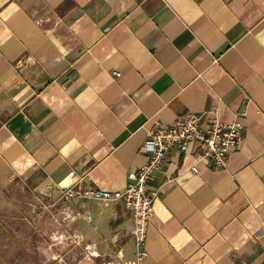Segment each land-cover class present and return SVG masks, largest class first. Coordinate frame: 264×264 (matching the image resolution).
<instances>
[{
    "label": "crops",
    "instance_id": "crops-1",
    "mask_svg": "<svg viewBox=\"0 0 264 264\" xmlns=\"http://www.w3.org/2000/svg\"><path fill=\"white\" fill-rule=\"evenodd\" d=\"M189 112L241 146L225 168L168 152L139 264H264V0H0V189H123ZM67 200L83 264L136 259L122 201Z\"/></svg>",
    "mask_w": 264,
    "mask_h": 264
},
{
    "label": "built area",
    "instance_id": "built-area-1",
    "mask_svg": "<svg viewBox=\"0 0 264 264\" xmlns=\"http://www.w3.org/2000/svg\"><path fill=\"white\" fill-rule=\"evenodd\" d=\"M112 73L120 75L118 71ZM242 129L243 126L237 120L223 121L217 115L212 116L209 123L203 126L201 114L189 112L178 117L172 124L158 125L149 130L143 145L146 162L128 173V182L123 189L108 190L77 185L64 189L61 195L65 199L122 201L133 214L132 235L137 256L132 264H139L148 255L147 233L154 214L153 194L149 190V183L154 173L164 164L168 152L174 147L187 152L190 145L195 144L197 158L209 159L215 167L225 168L230 153L241 146Z\"/></svg>",
    "mask_w": 264,
    "mask_h": 264
},
{
    "label": "rangeland",
    "instance_id": "rangeland-1",
    "mask_svg": "<svg viewBox=\"0 0 264 264\" xmlns=\"http://www.w3.org/2000/svg\"><path fill=\"white\" fill-rule=\"evenodd\" d=\"M75 204L55 189L38 188L25 180L2 187L0 253L21 251L18 257L24 264H31L25 259L31 252L33 264H83L82 244L74 237ZM120 260L132 264L135 259Z\"/></svg>",
    "mask_w": 264,
    "mask_h": 264
},
{
    "label": "flooded vegetation",
    "instance_id": "flooded-vegetation-1",
    "mask_svg": "<svg viewBox=\"0 0 264 264\" xmlns=\"http://www.w3.org/2000/svg\"><path fill=\"white\" fill-rule=\"evenodd\" d=\"M19 254H21V251L20 252H13V253L7 252L4 255L0 253V264H24V263H21L22 257L21 258L18 257ZM25 256H26L25 259H29L31 264H33V252H31L28 255L25 254Z\"/></svg>",
    "mask_w": 264,
    "mask_h": 264
}]
</instances>
